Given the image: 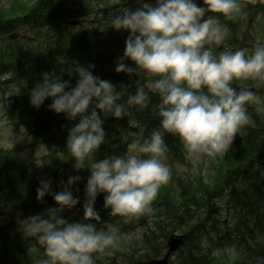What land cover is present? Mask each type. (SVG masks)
Returning <instances> with one entry per match:
<instances>
[{
  "label": "clouds",
  "instance_id": "obj_1",
  "mask_svg": "<svg viewBox=\"0 0 264 264\" xmlns=\"http://www.w3.org/2000/svg\"><path fill=\"white\" fill-rule=\"evenodd\" d=\"M137 3L135 10L118 8L108 20V28L129 33L115 72L145 77L134 92L126 93L123 86L118 91L112 82L94 76V65L66 70L77 77L74 87L46 74L29 92L34 109L51 99L49 111L69 122L78 119L68 130L66 155L75 162L74 170L89 172L83 218L77 222L62 213L79 203L70 189L80 177H69L57 192L51 190V180L40 181L37 201L51 196L56 206L17 221L22 239L28 241L30 264H96L97 258L122 251L127 235L121 219L128 223L151 214L160 188L171 178L166 135L177 138L189 158L214 159L229 151L238 133L254 126L248 105L260 98L248 87L233 84L252 80L254 87L264 86V43L233 50L226 46L230 28L221 19L244 16L240 0H202V7L195 0ZM131 109L147 110L158 126L149 129ZM109 117L127 120L122 135L126 151L97 159ZM101 194L109 217L104 223L94 208Z\"/></svg>",
  "mask_w": 264,
  "mask_h": 264
},
{
  "label": "trees",
  "instance_id": "obj_2",
  "mask_svg": "<svg viewBox=\"0 0 264 264\" xmlns=\"http://www.w3.org/2000/svg\"><path fill=\"white\" fill-rule=\"evenodd\" d=\"M53 2L54 4H52V1L50 0H47V1L44 0L40 5H38L34 9V11L32 12V18L36 26L45 27L48 24H50V20L52 19H61V18L85 19V18L90 17L88 13H85V7L80 6L75 1L70 2L67 0H53ZM27 24L28 23L26 22L23 23V25H27ZM100 45H103V44L101 42H98L94 45L89 46V48H98L99 50L104 48V47H100ZM64 47L65 46L61 44L60 40L55 39L52 36H49L48 40H46V38L44 37L42 39V43L37 47V49L41 51L42 55L37 56L36 59L32 60V62L41 61V60H52L53 62L66 61L68 60V58H70L71 54L68 55V50L65 49ZM96 53H98V51H96ZM47 70L48 69L46 68L40 69L37 67H32L31 69L27 71L25 77L31 79L35 83H39L42 76L46 74ZM50 70H51V74L55 77L60 78V76L65 77L67 75V72H60L58 68H50ZM74 86L75 84L70 85L69 87L71 88ZM153 101H155V98H153ZM51 102H52L51 99H46L44 104L41 105V108L45 107V105L49 106ZM130 111H132L133 114L136 113L138 120H140L142 123H147L149 129L156 127V124L158 125L159 123V121L156 120L152 115L148 117L149 119H146V114H145L146 112L142 113L140 111H137L136 109H131ZM41 114H44L43 111L37 112V115H41ZM126 130H128L126 119L106 120V124H105L106 141H105V144L102 145L101 148L99 149V153L97 157L109 155V154L119 151L120 148L123 145H125L122 142V135L124 134ZM132 131H135V130L133 129ZM172 141L173 140L170 138L169 140L170 144H172ZM10 171L11 170L9 168H6V170H4L6 174L0 172V177L4 176L7 179V181L10 182V188H11L12 194H15V192H21V194H26L28 196V202H30L31 196L32 198L35 197V194H36L35 190L37 189L36 188L37 185H34L32 181L28 180V178H20L19 181L13 182L16 174L14 172L8 174V172ZM29 183L33 186V189L28 188ZM6 189L8 191L9 188L6 187ZM9 198H10V195H7V197L4 195H0V206L3 207L4 204L9 205ZM180 205L172 201V199H167L166 197H163L161 201L154 204V207H153L154 213H157L160 207V211L163 214L160 216V220L171 221L167 224H165V222H162L164 224V227L159 232V234H157V237H160L161 239L165 240L167 236L173 233H178V231L180 230L182 226V223L187 218V213H188L185 205L184 204H182L181 206ZM49 206H53V205L47 203L46 207H49ZM2 217L4 219L0 221V225L3 226L0 232V239L4 241L5 239L3 238L2 233H4V230H3L4 225H7L9 221L5 219V216L3 214H2ZM160 220L156 221V227L158 229L161 227ZM102 222H103V216H101V223ZM99 226L100 225H98V227ZM145 247L147 251H145L144 253L149 252V247L147 246ZM18 252L19 254L20 253L23 254L22 251L20 250ZM196 260H197V257H194L191 263H194Z\"/></svg>",
  "mask_w": 264,
  "mask_h": 264
},
{
  "label": "rangeland",
  "instance_id": "obj_3",
  "mask_svg": "<svg viewBox=\"0 0 264 264\" xmlns=\"http://www.w3.org/2000/svg\"><path fill=\"white\" fill-rule=\"evenodd\" d=\"M10 0H0V4L2 5H6L7 3H9ZM23 1H28V0H23ZM13 39H18V40H23L25 42H28L31 38V35H29L28 33H18L15 36L12 37ZM255 42H257V40H255ZM245 47H249V49H251L252 47L248 44L244 45ZM243 46V47H244ZM15 92L17 93V87L16 86H11L9 87V89L6 91V94H8L9 96H12L15 94ZM2 96V93L0 91V98ZM1 104V103H0ZM5 105L4 106H0V111L3 112V115H0V135H1V143L3 146L5 147H11L13 145L19 144L22 149V157L26 158L29 156L30 152L27 148L26 145V141L23 139V133L21 130L19 131H14L12 126L8 125L6 123V121L8 120V116L5 115ZM47 151L45 149H39L38 152L35 154V158L37 159V164L38 165H42L44 162V157L46 156ZM166 162V161H165ZM202 162V158H191V164L193 166L198 165L199 163ZM35 163V165H37ZM189 171L190 169L188 167H178L176 169V173L179 176H182L184 174V172ZM33 180V179H32ZM262 244H258V247L261 246ZM228 252H230V256L233 257V251L232 250H228Z\"/></svg>",
  "mask_w": 264,
  "mask_h": 264
},
{
  "label": "water",
  "instance_id": "obj_4",
  "mask_svg": "<svg viewBox=\"0 0 264 264\" xmlns=\"http://www.w3.org/2000/svg\"><path fill=\"white\" fill-rule=\"evenodd\" d=\"M174 241H175V240L173 239V240L169 243V246L172 247L171 250H173L174 247H175V246H174ZM151 264H157V263H151Z\"/></svg>",
  "mask_w": 264,
  "mask_h": 264
}]
</instances>
